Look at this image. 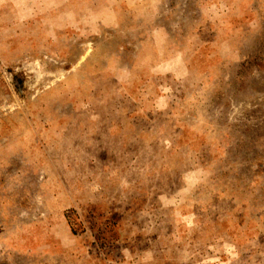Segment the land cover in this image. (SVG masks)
I'll return each mask as SVG.
<instances>
[{"label":"rangeland","instance_id":"1","mask_svg":"<svg viewBox=\"0 0 264 264\" xmlns=\"http://www.w3.org/2000/svg\"><path fill=\"white\" fill-rule=\"evenodd\" d=\"M0 264H264V0H0Z\"/></svg>","mask_w":264,"mask_h":264}]
</instances>
